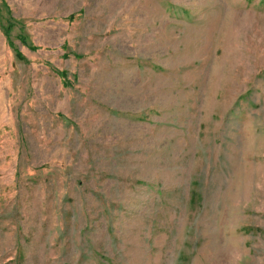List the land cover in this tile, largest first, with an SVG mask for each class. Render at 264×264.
I'll return each mask as SVG.
<instances>
[{"label":"rangeland","instance_id":"rangeland-1","mask_svg":"<svg viewBox=\"0 0 264 264\" xmlns=\"http://www.w3.org/2000/svg\"><path fill=\"white\" fill-rule=\"evenodd\" d=\"M0 264H264V0H0Z\"/></svg>","mask_w":264,"mask_h":264}]
</instances>
